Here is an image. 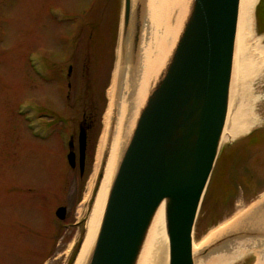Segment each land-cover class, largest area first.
I'll return each mask as SVG.
<instances>
[{
	"label": "rangeland",
	"instance_id": "1",
	"mask_svg": "<svg viewBox=\"0 0 264 264\" xmlns=\"http://www.w3.org/2000/svg\"><path fill=\"white\" fill-rule=\"evenodd\" d=\"M257 9L264 13V0L257 1L253 18V32L264 44ZM122 26L123 0H0V264L74 263L103 170L104 115L116 87ZM247 41L225 132L239 101L253 120L221 141L215 169L227 187L210 188L196 221L195 250L210 246L199 264H253L264 253V247L221 249L232 237L226 231L235 230L231 225L264 202V137L256 143L249 138L264 128V55L255 37ZM57 64L71 66L69 87L58 81ZM83 114L96 123L79 176L66 153ZM241 146L244 157L237 159ZM59 205L66 207L62 220L55 215Z\"/></svg>",
	"mask_w": 264,
	"mask_h": 264
},
{
	"label": "water",
	"instance_id": "2",
	"mask_svg": "<svg viewBox=\"0 0 264 264\" xmlns=\"http://www.w3.org/2000/svg\"><path fill=\"white\" fill-rule=\"evenodd\" d=\"M239 5V0H186L172 46L128 117L84 264H144L158 213L162 215L163 264H199V257L210 247L195 250L193 233L229 114ZM145 7L146 0H123L116 110L109 134L122 95L128 102L141 77L142 27L148 24ZM125 82L131 93H123ZM84 150L85 134L80 130V168ZM67 159L75 165L72 149ZM65 210L58 206L56 216L63 219ZM231 227L235 230L226 232L232 237L222 241L221 249L264 247V202Z\"/></svg>",
	"mask_w": 264,
	"mask_h": 264
},
{
	"label": "bare ground",
	"instance_id": "3",
	"mask_svg": "<svg viewBox=\"0 0 264 264\" xmlns=\"http://www.w3.org/2000/svg\"><path fill=\"white\" fill-rule=\"evenodd\" d=\"M239 1V16L236 30V55L232 81L233 91H237V86L239 87V84L241 83L239 80L241 79L240 76L242 75V70L244 68L243 60L247 57L244 58L246 45L248 43L247 40L255 37V41L258 42V45L260 44L259 50H261L264 55V44L261 43V38L256 36L253 32L254 9L258 0ZM185 7L186 0H146L145 17L146 21H148L149 27L147 28L148 31L143 35L141 43L140 60L138 63L140 66L141 77L139 80L135 81V85L137 84V90L132 94L130 99H128V102L126 100V94L122 95L121 105L119 106V110H117L116 122L114 125L112 124L113 126L111 127L110 134L109 125L111 123V117L114 114L113 111L116 110V101L115 91L111 89L109 92L111 99L110 107L108 112L104 115V123L105 126L108 127V130L107 133L104 134L103 173L100 176L86 218L84 240L73 264L85 263L99 226L108 186L113 174L119 147L123 140V133L126 132L127 126L131 120L128 117L134 112L133 107L135 106L136 108V105L142 99L149 79L155 75L158 68L163 64L178 32L184 16ZM128 85L127 82H125L123 93H131L132 88H129ZM232 112L223 138L232 137L247 129L249 121L251 122L253 120L248 108L240 106V101L239 105H237L236 109ZM161 220L162 215L161 213H158L154 230L149 237V244L146 251L147 261L144 264H163L164 262L165 251L161 235ZM255 262V264H264V253L258 258V261Z\"/></svg>",
	"mask_w": 264,
	"mask_h": 264
},
{
	"label": "flooded vegetation",
	"instance_id": "4",
	"mask_svg": "<svg viewBox=\"0 0 264 264\" xmlns=\"http://www.w3.org/2000/svg\"><path fill=\"white\" fill-rule=\"evenodd\" d=\"M52 66H48V65H44V69L46 70H50ZM57 68V72L60 73L58 81H61V82H64L66 81V86H70V82L68 80L69 76L71 75V71H72V68L71 66H67L66 69L64 68L65 66L62 65V64H57L55 66ZM50 68V69H49ZM63 72V73H62ZM48 74V73H47ZM45 74L43 77V79L45 78V76L47 75ZM56 78V79H57ZM55 78L54 76H50L49 78L47 77V80L49 81H53ZM32 103V102H31ZM32 106H33V103H32ZM33 112V111H32ZM96 118L93 117L92 114H89L87 117L83 114L78 122V132L76 134V139H74V136L75 134H71L68 138V141H67V147H68V150H67V153H66V160H67V154H68V151L70 149L73 150L74 154H75V165L74 166H71L67 160V163L69 165L70 168H75L77 166V169H78V173H79V176H82L84 174V170H85V167H86V160H87V147H88V141H89V137H90V131H92V129L95 127V123H96ZM48 124L50 125H53V123H49ZM80 130H83L84 134H85V150H84V160H83V166L82 168H80V165H79V132ZM70 142H72V146L70 147ZM66 208V207H65ZM65 214H66V210H65Z\"/></svg>",
	"mask_w": 264,
	"mask_h": 264
},
{
	"label": "trees",
	"instance_id": "5",
	"mask_svg": "<svg viewBox=\"0 0 264 264\" xmlns=\"http://www.w3.org/2000/svg\"><path fill=\"white\" fill-rule=\"evenodd\" d=\"M261 3H259V5L257 6L258 9H259V6H260ZM257 9V10H258ZM257 15H258V20H259V24H260V30H263L264 29V13L261 14V12L258 10L257 12ZM253 135V136H252ZM262 137H264V128H257L256 130H254L253 132H251V135H249V138L251 139V141H254L255 143L256 142H259L260 140H262ZM242 146L241 147H238L234 152H235V158L239 159L242 157L243 159V151H242ZM218 162V161H217ZM217 165V164H216ZM211 187H214L215 188V192H219V191H222L224 192V188L227 187V183L226 182H219L218 181V177H217V174H216V169H214V172L211 176V179H210V182H209V185H208V188H207V191H206V195H205V198L207 196V194H209V191H210V188ZM205 198L203 200V203L205 201ZM203 203H202V206H203Z\"/></svg>",
	"mask_w": 264,
	"mask_h": 264
}]
</instances>
